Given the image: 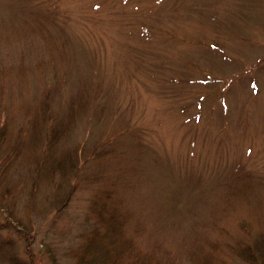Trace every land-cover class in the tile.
Masks as SVG:
<instances>
[{"label":"rangeland","instance_id":"rangeland-1","mask_svg":"<svg viewBox=\"0 0 264 264\" xmlns=\"http://www.w3.org/2000/svg\"><path fill=\"white\" fill-rule=\"evenodd\" d=\"M42 97L71 100L64 147H113L56 211L52 184L32 192L28 143L14 157L12 124L0 264H77L102 241L114 256L159 244L181 264L210 250L213 264H253L236 245L264 232V0H0V101L22 123ZM112 207L125 232L94 235ZM10 211L36 236L4 227Z\"/></svg>","mask_w":264,"mask_h":264},{"label":"trees","instance_id":"trees-1","mask_svg":"<svg viewBox=\"0 0 264 264\" xmlns=\"http://www.w3.org/2000/svg\"><path fill=\"white\" fill-rule=\"evenodd\" d=\"M70 101L59 104L58 107H53L51 104L45 102V97L39 99L37 104L29 101L24 105V116L27 119L18 123L16 114L13 110L7 106L4 107L2 101H0V145L11 137L12 124L17 126L15 131L16 144L12 145V148L19 150L15 158H18L22 153V145L28 143L29 145V172L33 175L31 183L32 192L38 193L40 185L45 181L54 186L51 189V205L56 207V211H61L67 206L68 202L72 198V192L74 188V179L77 178L80 169L88 163V161L96 156H101L108 153L113 144L106 143V140H102L94 144L93 148H88L86 143L79 144L72 147H64L63 137L66 136L70 128L72 127L71 118L68 116V109L70 110ZM39 114V118L36 119L35 114ZM23 116V117H24ZM27 125L29 129H23L19 127ZM40 127V137L44 141L43 145L36 150L31 144V138L34 134L33 128ZM23 135L28 138L25 141ZM110 145V146H109ZM101 148V149H100ZM32 149H35L36 153L31 155ZM40 178V179H39ZM39 188V189H38ZM49 197V196H48ZM112 208H106L99 212V221L92 224L94 235H100L101 237L113 236L116 234L117 227L120 232L124 230L125 216L117 211H112ZM13 213L10 211V215L6 220L4 227L15 229L23 235L34 237L36 236L30 231H27L22 222L17 223L10 217ZM106 226V230L103 231L101 225ZM1 228V227H0ZM94 237V236H93ZM102 244V252L97 253L94 248H87L90 244L85 243V248L81 254H79L77 264H181L174 255H171L167 249L163 248L159 244L154 246V250H139L132 251L126 250L125 246L115 256L111 254V249L104 241ZM238 254L248 262L253 264H264V232H259L257 236L248 240H240L237 243ZM129 253V254H128ZM192 256L195 264H213L214 253L212 250L207 254L202 252H195ZM93 255V262L90 256ZM122 255V256H121ZM134 255V256H133ZM119 256H121L119 258ZM119 259V260H118ZM119 262V263H118Z\"/></svg>","mask_w":264,"mask_h":264}]
</instances>
